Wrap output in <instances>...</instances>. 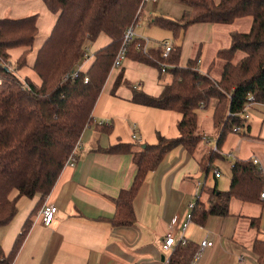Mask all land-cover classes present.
<instances>
[{"label": "trees", "instance_id": "16d2710c", "mask_svg": "<svg viewBox=\"0 0 264 264\" xmlns=\"http://www.w3.org/2000/svg\"><path fill=\"white\" fill-rule=\"evenodd\" d=\"M178 1L195 8L196 14L191 17V11L186 10L179 21L158 16L152 22L175 32H183L196 22L231 25L236 19L249 17L252 24L248 31L231 30L230 45L217 51L216 59L221 61L218 77L211 74L217 60L211 63L208 73L203 72L199 67V53L180 65V44L172 45L168 57H162L163 44L144 52L138 44L143 45L145 39L140 37L127 48L128 57L172 75L171 82L164 85L158 96L134 87L133 101L180 112L181 118L176 137L158 134V141L146 147L121 142L109 148L114 153L132 154L136 166L133 184L123 189L116 199L119 226L135 223L133 200L148 172L159 165L168 151L184 146L195 155L203 139L199 132L201 109L215 102L212 118L217 130V149H211L200 159L202 170L209 175L227 135L230 132L247 134L246 106L251 102L264 103V0ZM45 2L58 14V19L33 64L41 83L31 78L21 80L15 72L16 67L28 63L27 56L38 34V14L0 18V226L10 223L17 215L19 196L45 197L56 185L85 127L93 121V109L123 45L125 30L137 25L145 5L144 0ZM103 35L111 41L94 52L95 59L87 71L78 69L89 53L90 44ZM17 47L25 49L17 66L12 67L10 51ZM75 69L78 74L72 77ZM67 73L70 78L65 79ZM122 80L123 72L115 82V89ZM236 127L240 130L235 131ZM231 170L230 188L202 187L192 209L195 223L204 226L212 216L231 215L233 199L261 203L264 172L259 164L252 158H237ZM13 190L18 191L16 197L11 196ZM202 192L206 194L205 199ZM260 223L261 216L250 219V227L256 231L261 230ZM31 225L32 221L28 220L9 253L0 243V264H12ZM252 244L259 264H264V238L257 236ZM199 248L196 242L185 238L184 242L175 244L164 264H191Z\"/></svg>", "mask_w": 264, "mask_h": 264}, {"label": "crops", "instance_id": "0c3cea01", "mask_svg": "<svg viewBox=\"0 0 264 264\" xmlns=\"http://www.w3.org/2000/svg\"><path fill=\"white\" fill-rule=\"evenodd\" d=\"M158 1L147 2L156 4ZM36 13L38 34L26 64L31 69L39 48L54 28L58 14L48 8L45 0H0V18H22ZM142 14L138 21L143 18ZM155 17L158 16L151 14L143 19L148 24L168 29L173 39L156 41L149 35L145 38L143 33H137L138 37L148 39L150 47L160 46L164 41L180 44V65H185L199 53V67L208 73L217 51L231 43L229 33L232 29L223 24L196 22L183 32H175L152 22ZM180 18L172 19L177 21ZM148 33L155 37V34ZM163 36L166 35L156 37ZM152 40L157 42L156 46L151 45ZM110 41L103 35L91 43L89 52L92 56L79 69L87 71L95 59L94 52ZM205 57L206 68H203ZM214 67H217L214 77H218L220 67L217 63ZM121 72L123 80L115 89ZM168 73L131 57L124 60L119 69H111L93 109V121L82 133L76 150V166L62 169L59 180L47 196H19L17 215L10 223L0 226V242L4 251L9 253L23 226L28 220L32 221L12 264H164L163 256L167 259L175 248L174 245L165 251L162 247L169 233L174 235L176 243L183 238L191 239L197 245L204 239L212 242V246L198 249L200 254L196 259L193 257L191 264H259L252 242L257 236L264 238V198L256 204L233 199L231 215L212 216L204 226L190 220L188 215L192 213L191 204L196 203L203 186L216 185L219 188L223 172L215 166L216 160L228 161L231 170L237 158H258V164L264 169V103L253 102L249 107L253 120L248 121L249 115L247 134L230 132L227 135L219 149V157L213 162L214 181L208 184L211 173L208 175L200 165L205 153L217 149V130L211 118L215 147L209 146V133L199 124V132L205 136L195 155L184 146L168 151L159 165L148 172L133 200L135 223L117 225L116 199L123 189L133 184L136 166L132 154L114 153L109 148L121 142L142 146L156 143L158 134L166 137L179 135L180 112L145 106L132 99L134 87L154 96L160 95L164 85L172 80L171 73ZM215 170L220 171V176L215 175ZM198 182L201 189H198ZM201 195L206 198L205 193ZM48 203L57 205L58 211L54 222L46 226L42 209ZM256 216H261L260 231L250 227V219ZM206 253L209 257L203 259Z\"/></svg>", "mask_w": 264, "mask_h": 264}, {"label": "rangeland", "instance_id": "374dc122", "mask_svg": "<svg viewBox=\"0 0 264 264\" xmlns=\"http://www.w3.org/2000/svg\"><path fill=\"white\" fill-rule=\"evenodd\" d=\"M186 10L191 11L190 12L191 17H193L196 14L195 8H193L192 6L191 7L187 6V4H185L181 1H178V0H159L156 4L151 3V2L145 3V5L143 7V14L142 15H143L144 19L149 18V16L151 14H153L155 16H167V17L177 19V18L182 17ZM143 18L137 22V25L135 27L136 34L137 33H143V34H145V35H143L145 38H147L149 35V37H151V39H155L156 41H159V40L162 41V39H169V40L173 39L172 38L173 34L168 29L163 28V27L161 28L157 25L148 24V23H146V21ZM251 22L252 21L249 17H245V18L236 19V22L232 23L231 25L230 24H223V25H225V27L231 28L232 30L238 29L241 31H248L251 27V24H252ZM148 32L155 34V37L152 38V36H150V34ZM163 34L166 36H163L162 38L156 37V36L161 37ZM155 43H157V42L152 40L151 45L154 46ZM155 46H156V44H155ZM24 49L25 48H23V47H20V48L17 47L14 50L10 51L11 52V58H12L11 59L12 67L17 66L16 61L19 58V54L22 51H24ZM89 54H91V53L89 52ZM89 58H91V57H89ZM203 59H205V60L203 61L202 67L206 68L205 65L207 62V58L205 57ZM220 62L221 61H218V60L216 61L217 64H220ZM15 72H17V74L19 75L21 80H24L27 77H29V78L31 77V78L35 79L38 83H41V79L38 76V74L36 72H34L33 69H31L30 67H28L26 65L22 66V67H16ZM216 72H217V67L214 68V70L211 72V74L214 76V75H216ZM168 75H170V73H168ZM214 103L215 102L213 101V103H211L209 105V107L203 108L199 111L200 112L199 123H200V126H202V128H204V130L209 133L208 139L211 140V142L209 144V146H211V147H215V145H216V141H214V136H213V134H214L213 126H212V122H211V118H212L213 112H214L213 111ZM252 117L253 116H251V118L249 120L248 119L247 120L249 122L252 121L253 120ZM254 130L255 131L257 130V125L255 123H254ZM204 136L205 135H203V137ZM207 158L208 157H206V159H204V160L206 161ZM227 162L228 161L222 162L221 159H219V160H216V162L214 163L215 166H218L220 168V171L223 172L222 178H220L219 184H218L220 189L224 188L226 186H228V188H230L231 170L229 169ZM214 180H215L214 171H212V169H211V174H210L209 179H208V184L210 181H214ZM17 195H18V191L13 190L11 196L16 197ZM207 257H209L208 253L203 255V259L207 258Z\"/></svg>", "mask_w": 264, "mask_h": 264}, {"label": "built area", "instance_id": "2783aa9c", "mask_svg": "<svg viewBox=\"0 0 264 264\" xmlns=\"http://www.w3.org/2000/svg\"><path fill=\"white\" fill-rule=\"evenodd\" d=\"M147 1L156 2L157 0H144L145 3ZM136 37H138V35L135 32V26L134 25L128 27L125 30L124 39H123L124 42H123V45H122L121 49L118 51L117 57H116V59L114 61V64H113V68L119 69V67L122 66L123 61L128 58V56L126 54L127 48L135 40ZM162 44H163V51H162L163 54H162V57H168L169 54H170V51L172 49V43L169 42V41H164ZM138 46L143 47L144 52H147L148 48L150 47V42H149L148 39L147 40L145 39V43L143 45L138 44ZM91 56H92L91 54H87V58L85 60H87ZM162 66H163V68H165V64H163ZM76 74H78V70L77 69L74 70V72L72 74V77H74V75H76ZM64 78L65 79L70 78L69 73H67L64 76ZM87 81H88V79L85 80V82H87ZM0 82H1V79H0ZM250 100L252 101L253 98H250ZM251 105H252V102L249 103L246 106V109H245V110H247L246 111L247 114L245 116L247 118L250 115L248 109H249V107ZM234 130L235 131H239L240 130V127H236ZM135 136L136 135H134V138H135ZM79 143H80V141L77 142L76 148H75L74 152L68 158V161L66 163V166H70V167H75L76 166V164H77V160H76L77 159L76 150L79 147ZM254 162L259 163L258 158H255ZM260 168L263 169L261 166H260ZM263 172H264V169H263ZM215 175L216 176H220V171L219 170H215ZM199 184H201V183L198 182V185H197L198 186V189H201L200 188L201 186ZM262 184H263V187H262V191L260 193V197L261 198H264V179H263V183ZM197 196H198V194H197ZM195 206H196V203H192L191 204V208L192 209ZM57 211H58L57 205H54V204H51V203L45 204V206L42 209V220H43L44 225L49 226V225H51L54 222V217H55V214L57 213ZM188 216H189V219L192 220V218H193L192 213H190ZM184 241H185V238H183V240L181 242H184ZM175 244H176V240H175L174 235L172 233H169L168 236L165 238V240H164V242L162 244V247H163V249L165 251H168V250L172 249ZM206 246H212V242H210L207 239H204L203 241H201L200 247L204 248ZM199 254H200V251L198 250V252L195 255V259L198 258V255Z\"/></svg>", "mask_w": 264, "mask_h": 264}, {"label": "water", "instance_id": "95a60500", "mask_svg": "<svg viewBox=\"0 0 264 264\" xmlns=\"http://www.w3.org/2000/svg\"><path fill=\"white\" fill-rule=\"evenodd\" d=\"M143 147H146V145L144 144ZM163 260H165V256H163Z\"/></svg>", "mask_w": 264, "mask_h": 264}]
</instances>
